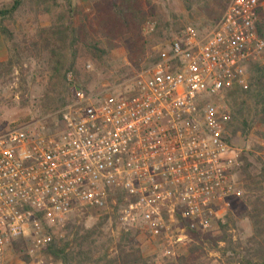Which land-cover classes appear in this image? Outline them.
Returning <instances> with one entry per match:
<instances>
[{"label":"built area","instance_id":"built-area-1","mask_svg":"<svg viewBox=\"0 0 264 264\" xmlns=\"http://www.w3.org/2000/svg\"><path fill=\"white\" fill-rule=\"evenodd\" d=\"M263 29L264 0H230L122 85L89 95L69 74L75 100L56 114L58 133L43 121L0 128V260L21 239L45 249L44 222L78 207L119 206L126 231L147 233L165 257L189 241L188 225L223 222L243 196L225 93L248 89L251 60L264 66Z\"/></svg>","mask_w":264,"mask_h":264},{"label":"rangeland","instance_id":"rangeland-1","mask_svg":"<svg viewBox=\"0 0 264 264\" xmlns=\"http://www.w3.org/2000/svg\"><path fill=\"white\" fill-rule=\"evenodd\" d=\"M13 0H0V7L10 4ZM102 0H74L72 5L62 0H24L14 19L6 22L15 44L0 33L3 48L1 62H7L13 56L14 49H22L26 43L36 39L44 28L53 26H72L81 32L79 39L89 47L95 40H100L99 48L105 50L102 60L94 61L86 49L81 46L79 58L74 72H68L66 83H58L52 89L49 85L50 75L47 69L37 65L36 59L28 55L21 57V68L10 69V72L0 78V128L7 129L15 125H25L43 121L50 133L60 131V119L56 115L62 103L75 100V91L68 82L71 74L76 86L89 95H97L102 91L126 83L130 75H137L149 68L151 62L158 57L172 39L176 38V30L183 31L186 27L197 30L206 29L223 11L224 0H194L191 10H187L184 0H138L146 21L137 34L132 37L118 38L114 41L95 38L97 24L95 21V6ZM147 24L154 26L153 31L146 29ZM26 42V43H25ZM90 65V66H88ZM233 114L232 107L225 103ZM264 128L258 124L247 136L241 132L235 137L229 133L230 144L241 156L254 154L264 161V139L261 134ZM238 179V177H237ZM239 200L232 201V207L223 222H218L202 235L212 240L222 237V226L226 227L233 242H244L252 235V226L247 219L240 218V212L245 208L244 202L250 192L244 190ZM264 195V192H262ZM117 203V202H116ZM119 204V202H118ZM119 206L113 203L106 210H91L78 207L69 214L48 222L51 235L57 239L72 240L76 233L80 237L89 236L84 242V251L91 254L80 256L76 260H92L94 264L107 253L109 259L117 257L118 244L129 236L143 256L150 259L147 264H167L174 262L187 254L186 245L194 243L190 240L173 250L174 256L165 257L163 248L153 242L147 233L126 231L119 220ZM230 214V215H229ZM128 234V236H127ZM224 248L225 244L220 243ZM208 245L203 252L196 255L204 264L230 263L231 252L222 256L218 251H208ZM45 249L33 250L27 239H21L9 246L0 260V264H54L44 254ZM208 251V252H207ZM77 249L75 248V253ZM82 260V259H81ZM104 263V261H102ZM102 264V263H100Z\"/></svg>","mask_w":264,"mask_h":264},{"label":"trees","instance_id":"trees-1","mask_svg":"<svg viewBox=\"0 0 264 264\" xmlns=\"http://www.w3.org/2000/svg\"><path fill=\"white\" fill-rule=\"evenodd\" d=\"M24 0H13L10 4L0 7V33L6 39L16 45L12 38V33L6 22L14 19L17 11L22 6ZM58 1V0H52ZM67 4L73 3L74 0H62ZM187 10L192 9L191 3L194 0H184ZM230 0H224L223 11L226 9ZM221 13V15H222ZM221 15L216 18L211 27L215 24ZM95 21L97 30L95 38L100 37L104 40L114 41L118 38L132 37L140 31L145 23L146 18L142 12L138 0H102L95 6ZM207 27V28H208ZM205 29V28H204ZM260 36L264 39V29L260 30ZM177 36L180 37L182 31L176 30ZM81 32L72 26H53L44 28L36 39L25 42L26 46L22 49H14L12 58L7 62L0 63V78L7 75L10 69L21 68L22 56H30V59H36L37 65L47 69L50 75L49 85L54 89L58 83H66L68 72H74L75 77L79 76L75 70V64L79 58L83 46L90 54L94 61L102 60L106 55L105 50L99 48L100 40H95L93 44L86 47L79 39ZM17 46V45H16ZM160 61L156 57L151 66ZM90 66V65H88ZM150 66V67H151ZM248 89L234 88L225 93V102L233 110L232 121L229 123L227 141L230 143L229 133L233 137L237 133L247 137L258 124L264 128V66L257 61H250L247 68ZM135 75H130V78ZM69 103H62L61 109ZM61 121V117H58ZM264 139V132L261 134ZM240 167L236 171V176L243 183L244 190L250 192L246 196L245 208L240 212L241 219H247L252 226V235L244 242H233V238L228 234L226 227L222 226V237L218 240H212L202 235L199 229L186 227L189 240H195L194 243L188 244L187 254L179 257L178 260L168 262L167 264H204L196 255L205 250L208 245V251H218L222 256L231 252L229 262L233 264H264V161L254 154L243 153L239 157ZM121 195L112 196L122 202ZM111 200V199H110ZM230 215V214H229ZM44 227L49 233L51 228L47 222ZM128 236V234H127ZM89 236L80 237L76 233L72 240L57 239L52 240L45 250V256L54 264H89L92 260H76L80 256L91 254L92 251H84V242H87ZM220 243L225 247L221 248ZM119 252L117 257L109 259L107 253L103 255L94 264H147L150 259L143 256L141 250L136 247L129 236L122 239L118 244ZM75 248L77 252L75 253ZM207 251V252H208ZM104 261V263L102 262Z\"/></svg>","mask_w":264,"mask_h":264},{"label":"crops","instance_id":"crops-1","mask_svg":"<svg viewBox=\"0 0 264 264\" xmlns=\"http://www.w3.org/2000/svg\"><path fill=\"white\" fill-rule=\"evenodd\" d=\"M3 56H4V54H3V48H2V43H1V39H0V59H2ZM117 86H119V85H117ZM117 86H114V87H117ZM114 87H112V88H114Z\"/></svg>","mask_w":264,"mask_h":264}]
</instances>
